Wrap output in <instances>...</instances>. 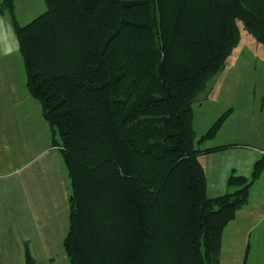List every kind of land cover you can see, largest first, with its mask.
<instances>
[{"label": "trees", "instance_id": "trees-1", "mask_svg": "<svg viewBox=\"0 0 264 264\" xmlns=\"http://www.w3.org/2000/svg\"><path fill=\"white\" fill-rule=\"evenodd\" d=\"M12 17L28 92L69 181L71 264H219L224 227L264 170L210 197L193 103L240 38L264 44V0H45ZM226 110L197 143L213 138ZM25 264H34L28 249Z\"/></svg>", "mask_w": 264, "mask_h": 264}, {"label": "crops", "instance_id": "crops-1", "mask_svg": "<svg viewBox=\"0 0 264 264\" xmlns=\"http://www.w3.org/2000/svg\"><path fill=\"white\" fill-rule=\"evenodd\" d=\"M14 15L18 21L15 9ZM1 19L0 264H25L26 249L34 264H71L63 244L70 212L64 162L40 103L28 92L11 14L0 11ZM259 140L258 147L221 140L198 143L201 149L222 146L199 156L208 196L232 192L227 184L232 173L250 178L264 151V139ZM217 153L225 154L223 159L204 164L202 158ZM10 224H16L14 233ZM224 252L234 257L232 264H264V170L251 184L246 204L223 229L219 264Z\"/></svg>", "mask_w": 264, "mask_h": 264}, {"label": "rangeland", "instance_id": "rangeland-1", "mask_svg": "<svg viewBox=\"0 0 264 264\" xmlns=\"http://www.w3.org/2000/svg\"><path fill=\"white\" fill-rule=\"evenodd\" d=\"M14 9L18 23L23 25L44 12L45 0H14ZM237 24L240 29L237 45L227 57L223 69L207 81L206 91L200 93L193 103L196 145L201 135L228 109L229 114L220 126L221 132L218 133L219 128L213 140L207 139L200 145H212L221 140L258 147L261 144L259 139H264V44L251 36L241 20ZM215 155L204 157L202 161L206 164V159H223L225 154ZM207 174L210 176L209 169ZM15 225L10 224V233H14ZM233 259L229 252H224L221 264H232Z\"/></svg>", "mask_w": 264, "mask_h": 264}, {"label": "built area", "instance_id": "built-area-1", "mask_svg": "<svg viewBox=\"0 0 264 264\" xmlns=\"http://www.w3.org/2000/svg\"><path fill=\"white\" fill-rule=\"evenodd\" d=\"M263 153H264V151H263Z\"/></svg>", "mask_w": 264, "mask_h": 264}]
</instances>
